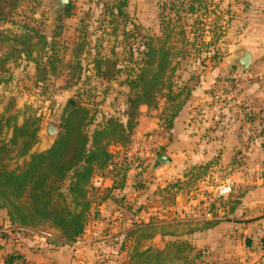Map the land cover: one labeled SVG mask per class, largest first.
Instances as JSON below:
<instances>
[{
	"label": "trees",
	"instance_id": "1",
	"mask_svg": "<svg viewBox=\"0 0 264 264\" xmlns=\"http://www.w3.org/2000/svg\"><path fill=\"white\" fill-rule=\"evenodd\" d=\"M22 1L0 0V21L5 20ZM126 3L127 0H119L117 12L113 8L110 11L115 28L120 24L119 17L124 16L123 6ZM71 8V3L66 6L65 16L70 15ZM189 11H195L194 4ZM173 31L174 28H171L165 38L149 36L146 50L142 51L140 66L125 80L130 90L126 108L119 115L99 117L90 102L83 101L79 96H71L61 115L59 134L44 150H33L40 139L42 115L32 110L19 121L15 103L10 102L0 114V208L6 210L9 224L20 232L33 229L50 233L53 235L52 239H48L50 242L76 241L91 220L98 216V212L93 210L95 199L91 197L95 173L105 172L109 165L115 164L109 194L113 189L126 185L130 171L142 177L150 172L149 165H138L131 169L124 164L118 166L116 159L130 145L142 104L153 108L163 104V124L171 127L174 117L188 98L180 99L182 89L172 79L176 69L173 61L177 53L173 50L175 46L168 42ZM61 34L62 31L48 35L34 26H29L28 31L22 33L0 31V46L8 45L7 50L0 52V82L12 78L9 62L23 56L36 63L38 80H46L50 75L57 74L60 66H67L69 85L78 84L84 70V36L80 35L81 39L75 37L72 41L71 58L66 65L64 56L68 46L64 43L60 46L53 40ZM35 38L37 41H34ZM93 63L97 75L108 81L116 79L122 72L118 56L111 58L98 51ZM112 146L118 149H112ZM79 163H85L86 167L71 175V170ZM206 175V165L189 169L182 178L171 181L164 189L172 199ZM142 183L139 187L143 188L145 182ZM118 201L132 214H137L143 207L128 200L126 195ZM209 204L211 208L215 207L216 201ZM217 222L156 223L151 220L137 226L123 239L125 244L134 240L135 244L126 247L128 259L121 264H195L198 253L193 252L195 245L188 237ZM157 234L170 237L162 248L151 245V239ZM0 236L8 237L9 233L1 231ZM147 240L149 244L145 245ZM261 244L264 247V236ZM19 260H22L19 264H27L25 254L20 250H11L3 259L4 264H18Z\"/></svg>",
	"mask_w": 264,
	"mask_h": 264
},
{
	"label": "rangeland",
	"instance_id": "2",
	"mask_svg": "<svg viewBox=\"0 0 264 264\" xmlns=\"http://www.w3.org/2000/svg\"><path fill=\"white\" fill-rule=\"evenodd\" d=\"M118 2L71 0L70 15L65 16L63 10L58 16L53 0H24L5 20L0 21V31L9 34L28 31L29 26L37 27L48 35L62 31L53 40L60 46L63 43L68 46L64 56L66 65L71 58L72 41L75 37L81 39L84 36V70L78 84L69 85L67 66H60L58 73L46 80H38L36 63L23 56L9 62L12 78L0 82V114L13 101L19 121L32 110L42 115L40 139L33 150H44L55 141L59 132L57 136H49L47 124L56 125L60 131L61 115L71 96L90 102L99 117L119 115L126 108L130 90L125 80L140 66L149 36L165 38L171 28L174 31L168 44L175 46L173 50L177 53L172 79L182 89L180 99L189 97L196 72L205 68H223V75H229L233 69L230 79L242 76L248 83L246 74L238 73L232 65V57L241 48L251 46L253 40L264 44V0H127L123 6L124 16L119 17L120 24L115 28L110 11L113 8L117 12ZM192 4L194 12L189 11ZM5 46H0V52L7 50L8 45ZM98 51L111 58L118 56L122 72L116 79L108 81L97 75L93 59ZM232 81L213 90H227ZM156 182L149 181L150 191L157 189ZM150 191L149 200L138 199V203L147 208L153 207L156 200ZM166 198L171 200L169 196ZM145 213L138 220H148L151 214ZM106 216L105 219L111 218L110 214ZM153 216L161 217V214L154 213ZM91 226L79 237L81 242L78 238L76 241L54 243L48 241L53 237L50 233L33 229L20 232L9 224L6 210L0 208V232L9 233L8 237L0 236V264H4V256L11 250L24 253L27 264H121L128 259L126 247L134 245L135 240L125 244L123 234L101 238L105 229L101 228L104 225L100 220L94 228ZM157 235L151 239V245L162 248L170 237ZM188 238L192 241L191 237ZM146 244L149 240L145 241ZM200 248L195 245L193 252L198 253L195 264H236L232 257L242 263L253 256L243 245H229L224 240L223 247Z\"/></svg>",
	"mask_w": 264,
	"mask_h": 264
},
{
	"label": "crops",
	"instance_id": "3",
	"mask_svg": "<svg viewBox=\"0 0 264 264\" xmlns=\"http://www.w3.org/2000/svg\"><path fill=\"white\" fill-rule=\"evenodd\" d=\"M251 43L246 49L252 53L253 60L246 73L248 83L240 95L246 108L241 110L234 103L217 104L212 100L213 89L233 80L229 77L234 70L223 75V68L196 72L191 94L171 127L163 124V104L159 108L140 106L132 137L140 133L154 134L159 141L156 156L165 152L170 163L144 177L130 171L126 185L109 194L114 176L113 171H105L103 186L91 194L95 199L93 210L98 216L89 223L94 228L96 222H102L101 228L105 230L101 238L110 234L126 236L130 230L151 220L156 223L217 220L216 225L192 233L194 245L223 247V240L229 245H243L253 256L242 263L234 257L231 260L236 264H264L261 244L264 236V44L255 40ZM112 149L118 147L112 146ZM205 165L207 175L198 179L190 191H182L171 200L166 198L170 197L164 189L167 184L182 178L189 169ZM152 180L157 181L154 192L147 186ZM223 180H231L233 190L222 198H213L214 182ZM142 182H145L143 188L139 187ZM149 191L156 199L155 204L151 208L143 206L137 214L130 213L118 201L123 195L137 203L139 198L149 200ZM212 201L216 205L211 208ZM145 212L151 214L149 219L138 220ZM154 213L161 217L153 216ZM107 214L111 218L105 219Z\"/></svg>",
	"mask_w": 264,
	"mask_h": 264
},
{
	"label": "built area",
	"instance_id": "4",
	"mask_svg": "<svg viewBox=\"0 0 264 264\" xmlns=\"http://www.w3.org/2000/svg\"><path fill=\"white\" fill-rule=\"evenodd\" d=\"M247 80L244 77H235L231 86L227 90H214L212 93V100L217 104L234 103L239 109L246 108L245 103L240 99ZM159 146V141L152 133H140L132 137L129 147L121 152L117 157V165H127L129 168L134 169L140 165H151L154 157L156 156V149ZM115 164L109 165L108 171H112ZM150 168V167H149ZM106 170V171H107ZM105 172H98L92 178V190L97 192L104 184ZM234 183L231 180L216 181L214 187V197L222 198L233 190ZM210 214V213H209Z\"/></svg>",
	"mask_w": 264,
	"mask_h": 264
},
{
	"label": "water",
	"instance_id": "5",
	"mask_svg": "<svg viewBox=\"0 0 264 264\" xmlns=\"http://www.w3.org/2000/svg\"><path fill=\"white\" fill-rule=\"evenodd\" d=\"M71 2V0H53V3L57 5L56 11L58 16L62 13L63 10L66 9V6ZM253 60L252 53L246 49L241 48L239 51H237L236 55L232 57V64L236 66V71L240 74H246L249 66L251 65ZM47 132L49 136H57L59 130L58 127L54 124H47ZM170 159L167 157L165 152H160L153 162L150 165L149 171L153 172L160 166L164 164H169ZM86 167L85 163H79L76 165L70 172L71 175H73L75 172L79 171L80 169H84Z\"/></svg>",
	"mask_w": 264,
	"mask_h": 264
}]
</instances>
